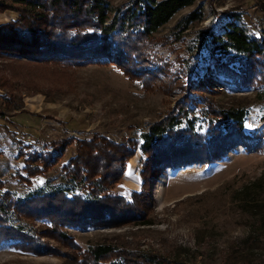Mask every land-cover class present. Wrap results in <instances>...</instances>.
Masks as SVG:
<instances>
[{
	"label": "rangeland",
	"instance_id": "rangeland-1",
	"mask_svg": "<svg viewBox=\"0 0 264 264\" xmlns=\"http://www.w3.org/2000/svg\"><path fill=\"white\" fill-rule=\"evenodd\" d=\"M129 1L111 4L116 7ZM200 9L202 22L191 23L181 35L174 33L184 15ZM231 13L249 35L264 37V0H197L146 40L149 66L163 69L154 81L130 79L116 65L68 68L9 59L0 53V182L4 189L25 196L62 186V166L76 153L75 138L102 134L117 142L141 140L142 133L163 119L187 92L197 99V105L190 106V118L196 129L206 132L216 118L208 104L196 97L198 92L187 87L189 79L211 75V71L215 92L207 94L209 99L219 108H249L245 130H263L264 86L240 84L241 76L218 73L208 36L202 32L211 22L214 31L221 33ZM17 17V12L5 11L0 13V23ZM14 102L22 111L13 108ZM27 151H50L56 161L45 174L31 177V183L19 179V174L26 175L21 152ZM142 159L141 149L136 148L116 192L130 196L131 191L142 190ZM148 195V201L139 206V217L98 228L66 225L68 239L64 240L41 237L54 248L52 253L37 254L4 241L0 264H87L88 248L98 243L134 254L148 251L184 264H264V147L237 143L216 162L165 168L151 181ZM32 223L38 230L45 228L43 221Z\"/></svg>",
	"mask_w": 264,
	"mask_h": 264
},
{
	"label": "trees",
	"instance_id": "trees-1",
	"mask_svg": "<svg viewBox=\"0 0 264 264\" xmlns=\"http://www.w3.org/2000/svg\"><path fill=\"white\" fill-rule=\"evenodd\" d=\"M112 1L0 0V13H18L16 19L0 23V53L9 59L27 58L68 68L116 65L130 79L154 81L163 69L149 66L144 54L146 40L197 0H130L116 7ZM212 13L217 11L212 9ZM237 18L231 13L221 33L214 31L211 22L202 28L216 70L228 77L241 76L240 84L264 86V37L249 35ZM203 19V10L191 11L176 23L174 33L181 35L191 23ZM210 74L189 79L187 87L198 92L196 97L208 104L216 118L206 132L196 129L190 118V106L197 105V99L187 92L163 119L142 133L141 140L117 142L102 134L75 138L76 153L62 166V186L16 196L0 182V243L11 241L22 250L52 253L54 248L41 237L68 239L63 226L98 228L141 216L139 206L148 201V187L165 168L216 162L237 143L263 148L264 129L253 133L245 130L249 108H219L209 99L207 94L215 92L212 71ZM15 104L14 109L22 107ZM136 148L143 154L142 190L127 196L115 188ZM51 154L21 152L26 175L19 174V179L31 183V177L45 174L56 162ZM35 220L45 223L42 231L34 227ZM87 256V264H184L148 251H121L105 243L91 245Z\"/></svg>",
	"mask_w": 264,
	"mask_h": 264
},
{
	"label": "bare ground",
	"instance_id": "bare-ground-1",
	"mask_svg": "<svg viewBox=\"0 0 264 264\" xmlns=\"http://www.w3.org/2000/svg\"><path fill=\"white\" fill-rule=\"evenodd\" d=\"M131 164L132 165H135L136 164V157H134L132 160H131ZM132 167V166H131Z\"/></svg>",
	"mask_w": 264,
	"mask_h": 264
}]
</instances>
